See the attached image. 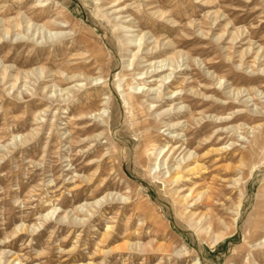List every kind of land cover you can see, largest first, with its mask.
<instances>
[{
    "label": "rangeland",
    "instance_id": "1",
    "mask_svg": "<svg viewBox=\"0 0 264 264\" xmlns=\"http://www.w3.org/2000/svg\"><path fill=\"white\" fill-rule=\"evenodd\" d=\"M46 31L66 36L43 42ZM140 37L146 49L158 45L150 56L137 49ZM175 52L182 54L176 78L186 74L199 92L197 83L224 77L211 88L249 119L225 126L233 130L203 150L198 142L213 130L196 131L206 119L183 124L202 172L170 185L150 169L168 131L147 116L150 98L135 94L141 107L126 98L142 84L136 69ZM263 57L264 0H0V264H264ZM76 84L70 97L49 98L52 85ZM234 90H241L239 102ZM206 189L215 194L209 207L192 200ZM190 193L188 204H178ZM106 194L114 200L93 217L69 214L83 224L51 218L36 230L20 228L38 225L53 207L70 211ZM107 227L112 235L100 244ZM136 243L151 248L131 250ZM124 244L129 249L98 254Z\"/></svg>",
    "mask_w": 264,
    "mask_h": 264
},
{
    "label": "bare ground",
    "instance_id": "2",
    "mask_svg": "<svg viewBox=\"0 0 264 264\" xmlns=\"http://www.w3.org/2000/svg\"><path fill=\"white\" fill-rule=\"evenodd\" d=\"M38 30L42 31L44 29L41 27ZM124 30H128V28H125ZM126 32L132 33L131 30L126 31ZM63 35H65L63 32L46 31V33H44L41 36V39L43 42H52L56 38L60 39L59 37H62ZM141 39L142 38L140 37L137 40L138 41L137 49H139L145 43V42H143V44L140 45L139 42H141ZM137 41L129 39L127 44L129 43V45H130L132 43L136 46ZM155 46H156V44H155ZM157 46L152 47L151 49H149V48L146 49L147 47L143 46V47H145V49L141 48L142 50H140V52L145 51L144 56H146V55L150 56L152 54V51H153L152 49L155 48V50H154V52H155L157 49ZM138 51L139 50H137V52L135 54H137ZM172 51H174V50H172ZM135 54H133V56H132L133 58H134V56H136ZM181 57H182L181 52H175L172 54V56L167 57L165 59H161V60L156 61V62H153V61L147 62L148 60L145 61V63H147L145 66H142L141 68L139 67L140 68L139 70L136 69V71H138V72L135 74V79H134L135 81L142 82V84L141 85L135 84L136 85L135 87L132 86L129 90L133 91V92L129 91L130 94L126 98V102L128 104H130L131 106L138 105L139 107H141L142 103L139 102L140 98L136 97L135 94L140 93L146 99L150 98V100L145 101L147 103V105H145L146 106L145 107L146 113H150L147 116H151V115L154 116L155 115V118L158 119L159 123L163 124V127L166 128L165 131L166 132L168 131V133L166 135L167 142H166L165 146L163 148H161L158 151V153L156 154V157L153 161L154 165L150 166L151 167L150 169H152V170L155 169V171H156V168H159L157 173H154V174L156 176H159L161 179L164 180L165 183H168L170 185L178 184L181 180H183L186 177V175H193V174L198 173V172H200V174H201V172H202V168L199 164L200 157L199 156L196 157L195 153L191 152L189 150V148L193 145V141H191V140L189 141L186 139L183 140V137L186 135L181 136V131L184 129L183 124H189V126H190V121L191 122L196 121L195 119L198 116H201L200 120L202 118L206 119L205 122L203 121V124H201L202 125L201 127L198 125L199 129L196 131V135H201L204 130H208V131L213 130L212 134L210 133L211 135L209 137H207L206 139H203V140L200 139L201 141L198 140L199 142L197 145V149L203 150V149L207 148L211 143H213L217 138L220 139L222 137V135L227 130H229V129L233 130V127H230L228 129V128H224L225 126L231 125L232 123H234L238 120L249 119V116L247 114H244V113L238 114V112L232 113V112H234V110L232 108L234 103H232V101H228L229 98H226L221 92H216L217 90H215L214 88H211V85L214 84L215 82L217 83V86L220 85V81H221V79H224V77H222V76L214 77V79H212L213 82H212V80L209 79L211 81V83L206 82V84H203V85H201V82L197 83V87H199V89H200L199 92L194 91L195 86H193V81H190L191 78L188 79L186 74H182L183 76L181 78H176V75L180 74L179 73L180 70L178 72L177 68H180V67L179 66L176 67L175 64H177V59H180ZM213 64L214 63L209 60L208 62H206L205 65L208 66V69H211V68H215L213 66ZM139 65H141V63H138V65H136V66H139ZM129 66H133V64H130ZM132 70H134V69H132ZM263 70H264V68H263ZM212 75H214V73H212ZM212 75L210 78L213 77ZM226 77L232 78V75H226ZM67 79L71 80L70 82H77L76 77H69ZM97 80H99V79H92L90 81L96 82ZM84 81H86V80L84 79ZM247 81H249V80H247ZM233 85L234 84L232 83L230 87H232ZM81 86H82L81 84H76V85H72V86L62 90V89H58L56 86L52 85L50 87V90L53 88V92L51 94L49 93L50 90H48L47 92H48V94H50L49 98H51L52 96H54L56 98L57 95H59L60 97L68 98V97H70L69 96L70 92L72 90H74V88L76 89V88L81 87ZM262 88H264V86ZM223 90H224V88H223ZM211 91H212V94H214V95L210 94V96L206 97L208 94L207 92H211ZM234 91H235V93H234L235 95H233V96H236L235 100H237L239 102L240 100L238 99V95H240L241 90L240 91L234 90ZM134 92H136V93H134ZM201 92H203V93H201ZM121 95H123V94H121ZM233 96H232L231 100H233ZM185 103L191 104L188 111L183 110V108H184L183 105ZM161 104H163V105L168 104V107L165 108V110L163 112H162V109H159ZM154 105H155V107H154ZM206 105H210L211 107H209V108L212 110H218L219 112H217V113H219V114H215V116H212V115L206 116V115H209L208 111H210V109H207L204 111L201 110ZM230 107H231V109H230ZM229 109L231 112V113H229V115H230L229 119L227 118L228 116L226 118H224L225 112ZM185 118H188V120H184ZM115 120H117L116 116L114 117L113 121L115 122ZM209 121H210V123H208ZM153 124H154V122L151 121L144 128L148 129ZM189 126H188L187 130H185V132H187V133L189 132L188 131ZM149 136H150V132L149 133L146 132L144 137L142 136L143 145L145 148H147V151L149 149V143H150V137ZM14 140H15V137H14ZM16 142H17V140H16ZM186 150H187V152L184 153V151H186ZM220 150H224V147L217 149V150H212V151L208 150L203 154V156H207L211 153H218ZM161 167H165V169L163 168L165 170V172H163V169H160ZM80 178H83V177H80ZM155 188L158 189L159 186H157ZM201 190H203V189H201ZM201 190L196 192V194H195V196H193L192 200L193 199H195V201L200 200L201 204L203 203L204 206L209 207L211 205L212 199L215 196V194L211 193V192L209 193V191L207 189L205 191H201ZM193 193L187 194L186 196L184 195L181 198V201L178 202V204H180V203H182L183 205L188 204V203H186V200L188 198H190V196ZM112 196L114 197V194H106L102 198H99L95 201L83 202L80 205L75 206L74 209L70 210V211H61L60 209L53 207L52 209H50L47 212L38 216V218H37V220H39L38 225L35 224V225L31 226V228L30 227L27 228L25 225H22V226H20V228H21V230H27V229H32V230L35 229L36 230V228L43 225V222H45L48 219L50 220L51 218H54V220H58L59 222H64L67 219H69L68 223L72 224V225L83 224L84 222L87 221L86 219L85 220H84V218L78 219L77 217H74V216H71L68 218L69 214L72 213V211H79L80 213L82 211H84V213L87 214V216H85V217H93V215L96 213V209L98 207H100L102 205V203L108 202L109 200H111V201L114 200V198H112ZM119 197H121V196H119ZM121 200H128V199L121 197ZM92 212H95V213L92 214ZM88 213H90L89 216H88ZM204 216H205L204 214L201 216L200 220H198L199 221L198 223H200L202 221ZM110 230H111V227H107V231L101 235V239L99 241L100 244H104L110 239V237L112 235V234L110 235ZM258 245L259 246L264 245V241L260 242ZM129 246H130L129 244H124L120 248L109 249L108 251H105L104 249H98V254L110 256L112 253H115L117 251H124V250L129 249ZM132 247H134L133 248L134 250H138L139 252H146L147 248H151V245L150 244H147V245L141 244L140 245V244L136 243L130 247L131 250H132ZM163 248L164 247L161 245L157 246V250H161ZM5 253L2 252V254H5ZM11 263L14 264V261L12 260Z\"/></svg>",
    "mask_w": 264,
    "mask_h": 264
}]
</instances>
